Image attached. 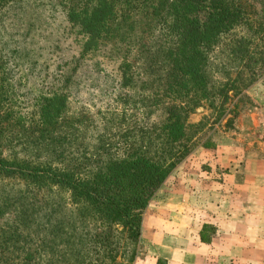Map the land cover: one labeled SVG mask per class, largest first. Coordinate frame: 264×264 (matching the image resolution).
Segmentation results:
<instances>
[{
	"label": "rangeland",
	"instance_id": "374dc122",
	"mask_svg": "<svg viewBox=\"0 0 264 264\" xmlns=\"http://www.w3.org/2000/svg\"><path fill=\"white\" fill-rule=\"evenodd\" d=\"M255 7L264 12V1L256 2ZM140 27L141 23L134 27L130 39L103 42L96 51L80 60L84 36L80 28L67 23L56 0H31L25 6L17 4L0 9V86L6 93V101L2 104L5 106L0 111V156L7 161L31 160L32 166L47 163L53 169L74 172L84 180L100 169L103 162L120 156L123 146L117 147L116 143L121 136L136 121L145 122V115L135 109L134 103L150 96L152 89L143 87L154 74H143L142 63L149 57L137 53L142 39ZM143 43L148 44L146 38ZM152 44L149 42V47ZM229 59L224 44L211 54L210 73L215 82L224 80L225 70L229 71L230 78H236L239 70ZM127 61L135 63L140 79L122 90L119 89L121 74L118 67ZM68 78H71L68 80L69 112L81 121L75 125L74 130H77L74 133L66 131L71 137L63 136L66 141L48 149L36 146L32 141H21L17 135L21 134L24 123L25 128L29 127L27 117L34 113L31 100L42 93L58 92ZM225 109L226 117L218 123H214L215 115L206 108H198L190 114V124L200 123L204 127L200 139L145 210L139 242L120 249V254L124 255L134 251V264L145 258L156 260L157 264H181V259L187 264H215L216 247L202 244L217 235L209 229L211 220L207 217L208 193L212 186L208 180L221 182L225 177L230 178L234 194L244 192L257 196L256 179L263 180L264 176V76L240 92L231 91ZM3 114H9L8 121H4ZM33 119L36 121V116L33 115ZM247 180H253L255 184L241 186ZM37 185L25 179L0 180V206L6 204L0 214V264L21 259L22 249L18 255L15 253L22 246L21 239H13L17 234L14 232L17 218L26 220L30 217L26 227L30 235L34 234L32 231L37 222L38 231L34 235L39 233L41 240L44 235L40 228L51 224L45 222L46 216H50L51 221L54 211H57L55 215L59 212L76 214L68 191L54 186L37 190ZM71 224L79 228L76 236L86 234L82 244L75 245L77 249H83L84 258L89 259L93 255L90 239L94 224H65L64 232L70 231ZM255 235L252 231L250 239L255 240ZM38 241L34 237L28 244L37 249L42 246ZM59 242H54L52 253L46 249L42 252H47L56 264H66L71 253L61 257V250L64 252L67 246ZM228 247L227 262L223 258V263L218 264H264V256L245 254L234 242H228ZM44 253L36 256L40 264H46L48 260Z\"/></svg>",
	"mask_w": 264,
	"mask_h": 264
},
{
	"label": "trees",
	"instance_id": "16d2710c",
	"mask_svg": "<svg viewBox=\"0 0 264 264\" xmlns=\"http://www.w3.org/2000/svg\"><path fill=\"white\" fill-rule=\"evenodd\" d=\"M56 1L67 23L80 28L84 36L80 60L103 42L130 39L134 27L141 23L142 39L137 53L149 57L142 63L143 74L149 72L154 76L143 87L152 89L150 96L134 103L135 109L145 115V122L136 121L127 129L116 143L117 147L123 146L120 156L103 162L87 180L78 178L74 172L53 169L47 163L32 166L31 160L7 161L0 156V180L33 181L38 184L37 190L59 187L70 193L76 207L74 215L62 212L55 215L57 211H54L51 221L46 216L45 222L51 224L40 228L44 235L41 240L39 233L34 235L38 231L37 222L34 234L30 235L26 231L30 217L17 218L14 229L17 234L13 239H21L22 246L15 251L18 255L22 249L21 259L7 264H40L36 256L44 253L43 249L52 253L56 240L67 246L64 252L61 250V257L71 253L66 264H134V251L124 255L120 249L139 242L145 210L200 139L204 127L200 123L190 124V114L206 108L215 115L214 123L220 122L226 117L229 93L240 92L264 76V12L255 7L256 2L264 0ZM29 2L0 0V9L17 4L25 6ZM145 38L148 44L143 43ZM149 42L153 43L150 47ZM222 44L228 49L229 62L239 71L232 79L225 70L224 80L217 83L210 73V56ZM134 65L128 61L119 65V89L126 90L139 81ZM69 79L61 84L58 92L42 93L31 100L34 113L27 117L29 127L25 128L24 123L21 134L17 135L21 141H32L48 149L70 138L66 131L77 130L75 125L81 121L69 112ZM5 96L0 86V111L4 109ZM8 116L2 117L4 121L9 120ZM2 207L6 204L0 206V214L4 212ZM69 223L94 224L90 239L93 255L89 259L75 245L82 244L86 234L76 236L79 228L74 224L70 225L69 232H64V225ZM34 237L42 245L37 249L28 244ZM44 254L48 259L46 264H56L47 252Z\"/></svg>",
	"mask_w": 264,
	"mask_h": 264
},
{
	"label": "crops",
	"instance_id": "0c3cea01",
	"mask_svg": "<svg viewBox=\"0 0 264 264\" xmlns=\"http://www.w3.org/2000/svg\"><path fill=\"white\" fill-rule=\"evenodd\" d=\"M229 167V166H225ZM221 169V168H219ZM264 175V174H263ZM212 184L209 195V207L207 217L211 220L210 230H213L217 235L209 238V241H202V244H211L215 246L217 254L215 264L223 263V258L228 260V242H234L238 248L243 250V253H251L264 256V176L262 179H256L257 196L234 194L232 191L233 181L230 178H224L223 181L217 182L216 179L208 180ZM208 181L205 183L207 184ZM230 182V183H229ZM254 181L247 180L241 183V186L253 184ZM254 183V184H255ZM225 185V187H223ZM201 189V188H200ZM242 190V187H240ZM202 190V189H201ZM236 199V202H235ZM202 227V226H200ZM206 228V227H205ZM256 232V239H250V233ZM223 240H225L223 242ZM253 241V242H251ZM255 242V243H254ZM223 243L225 248L223 247ZM208 246V245H206ZM232 247V244L230 245ZM234 247V246H233ZM226 255V256H225ZM230 253V259H231ZM220 259V262L218 260ZM239 259V258H238ZM241 259V257H240ZM142 262L136 264H157L156 260L148 258L143 259ZM181 259V264L187 262ZM203 262V259H201ZM260 259H258L259 261ZM180 261V260H179ZM191 264V263H190Z\"/></svg>",
	"mask_w": 264,
	"mask_h": 264
}]
</instances>
